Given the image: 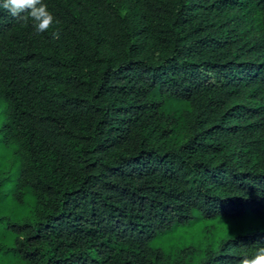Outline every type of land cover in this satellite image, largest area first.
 <instances>
[{
    "label": "trees",
    "instance_id": "16d2710c",
    "mask_svg": "<svg viewBox=\"0 0 264 264\" xmlns=\"http://www.w3.org/2000/svg\"><path fill=\"white\" fill-rule=\"evenodd\" d=\"M43 2L57 22L39 34L0 8V135L16 197L33 196L9 224L13 264L255 255L263 223L203 246L160 238L264 218V0Z\"/></svg>",
    "mask_w": 264,
    "mask_h": 264
},
{
    "label": "rangeland",
    "instance_id": "374dc122",
    "mask_svg": "<svg viewBox=\"0 0 264 264\" xmlns=\"http://www.w3.org/2000/svg\"><path fill=\"white\" fill-rule=\"evenodd\" d=\"M3 102V101H2ZM1 110V109H0ZM4 113L0 111V126L4 120ZM19 176V160L13 153V145L3 142L0 135V264H13L15 254L4 247L11 243L12 236L9 231L10 222H17L30 214L33 196L25 193L22 199L15 195ZM264 224V218L257 216L250 209L234 218L216 222L208 232L200 226L185 224L174 227L160 238L165 246L185 241L197 242L200 246L207 244L212 237L232 236L238 232L252 229ZM156 241L158 239L156 238Z\"/></svg>",
    "mask_w": 264,
    "mask_h": 264
},
{
    "label": "clouds",
    "instance_id": "9594fccd",
    "mask_svg": "<svg viewBox=\"0 0 264 264\" xmlns=\"http://www.w3.org/2000/svg\"><path fill=\"white\" fill-rule=\"evenodd\" d=\"M0 8L6 10L19 23L32 22L36 33H44L56 23V18L48 10L43 0H0ZM54 39H59L60 32L52 33ZM239 264H264V247L257 249L252 257L245 256Z\"/></svg>",
    "mask_w": 264,
    "mask_h": 264
}]
</instances>
